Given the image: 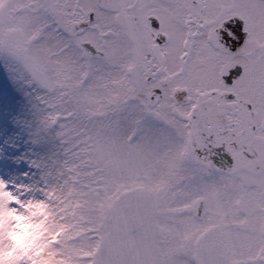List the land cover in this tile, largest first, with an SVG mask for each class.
Listing matches in <instances>:
<instances>
[{
	"label": "snow or ice",
	"instance_id": "snow-or-ice-1",
	"mask_svg": "<svg viewBox=\"0 0 264 264\" xmlns=\"http://www.w3.org/2000/svg\"><path fill=\"white\" fill-rule=\"evenodd\" d=\"M0 60V264H264V0H0Z\"/></svg>",
	"mask_w": 264,
	"mask_h": 264
},
{
	"label": "rangeland",
	"instance_id": "rangeland-1",
	"mask_svg": "<svg viewBox=\"0 0 264 264\" xmlns=\"http://www.w3.org/2000/svg\"><path fill=\"white\" fill-rule=\"evenodd\" d=\"M24 103V97L16 91L3 60H0V116L7 117L14 121L19 115ZM12 131H18L15 124H12Z\"/></svg>",
	"mask_w": 264,
	"mask_h": 264
}]
</instances>
